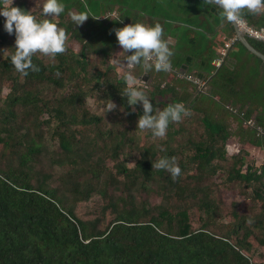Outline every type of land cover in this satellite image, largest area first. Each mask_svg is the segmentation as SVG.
<instances>
[{
    "label": "trees",
    "instance_id": "obj_1",
    "mask_svg": "<svg viewBox=\"0 0 264 264\" xmlns=\"http://www.w3.org/2000/svg\"><path fill=\"white\" fill-rule=\"evenodd\" d=\"M61 2L56 22L79 50L66 42L55 57L37 53L38 70L27 75L8 60L15 37L0 17V264H264V159L245 147L264 150V87L256 85L263 61L239 43L258 78L237 79V65L223 56L214 93L197 95L196 83L178 71L137 68L150 80L144 86L154 108L183 102L189 110L166 138H153L137 129L142 105L121 95L124 81L110 61L123 55L114 29L159 21L166 40L173 27H199L207 36L223 19L219 7L207 0ZM85 4L96 16L117 11L123 20L90 16L73 25L68 13ZM241 17L264 25L247 10ZM191 35L186 45L195 51L184 64L173 61L180 51L169 43L171 64L201 77L195 66L216 70L221 52ZM250 40L264 52L263 41ZM165 85L173 99H163ZM89 98L104 111H93ZM108 100L116 107L106 112ZM232 137L244 146L237 152ZM165 155L181 168L175 180L152 167ZM235 191L242 199L228 201Z\"/></svg>",
    "mask_w": 264,
    "mask_h": 264
},
{
    "label": "clouds",
    "instance_id": "obj_2",
    "mask_svg": "<svg viewBox=\"0 0 264 264\" xmlns=\"http://www.w3.org/2000/svg\"><path fill=\"white\" fill-rule=\"evenodd\" d=\"M214 2L220 14L228 22L239 21L244 10L257 14L264 9V0H209ZM39 7L38 19L32 9L25 10L14 6V0H0V17L4 18L3 29L10 35L14 34V49L8 54V60L15 71L27 75L28 70L37 71L33 64V56L37 53L55 57L63 53L66 48L68 34L66 29L58 26L56 18L65 10L61 0H36ZM34 7V8H36ZM73 25L83 24L90 16L93 18L106 17L113 21H122L117 11H109L100 16L94 15L85 4L84 11H70L68 13ZM50 17V18H49ZM163 26L157 21L154 24L133 22L123 27L115 28L117 43L121 47L122 56L110 58L113 65L120 69V77L124 81L121 95L126 97L129 106L141 104L143 113L137 120V129L150 130L153 138H166L169 124L179 122L182 116L188 115L189 110L183 102L169 103L166 107L153 106L146 86L140 84L136 69L144 73L150 71L167 72L171 68L173 49L163 37ZM4 50H0L2 53ZM163 86V85H162ZM116 105L108 100L106 112ZM152 167L168 172L173 180L181 175V168L175 157L161 156L152 161Z\"/></svg>",
    "mask_w": 264,
    "mask_h": 264
},
{
    "label": "crops",
    "instance_id": "obj_3",
    "mask_svg": "<svg viewBox=\"0 0 264 264\" xmlns=\"http://www.w3.org/2000/svg\"><path fill=\"white\" fill-rule=\"evenodd\" d=\"M24 2L26 0H23ZM32 4H35L36 6V0H29ZM42 2V0H41ZM15 3V2H14ZM35 14H37V18L40 16L39 15V7H36L35 8ZM37 12V13H36ZM255 15V19H261L264 18V9H261L259 13L257 14H254ZM50 18V17H49ZM58 18H56L57 20ZM223 22V24L221 25V23ZM209 24V23H208ZM219 25H221L219 27ZM172 33L170 32L168 35H167V41L169 43H171L172 45H177L176 49L179 50L180 52L177 53V57L175 58H172L173 61L174 59H178V57L180 58L179 62H182L183 64L185 63V57L189 54V53H193L194 51H190L189 47H187V42H186V38L191 35L193 38H195V40L199 43H202L203 46H207L208 44H213L214 48L220 53L222 51V49H226V53L228 51V49L231 47L232 43H234V39L236 37V32H235V28L232 24V22H228L226 21L224 18L220 21V23L218 24V26L209 32V34L207 36L204 35V33L199 30V27H196L194 30H189L188 28H184V27H173L172 29ZM224 39H230L231 40V45L226 48V47H223L224 46ZM183 41V43L181 42ZM200 45V44H199ZM201 46V45H200ZM223 47V48H221ZM199 48V47H196V49ZM199 50V49H198ZM248 50V49H247ZM249 51V50H248ZM250 52V51H249ZM263 52V51H262ZM251 53V52H250ZM253 54V53H252ZM228 58H231V60L233 62H235V64L231 67H235L237 65V71H236V76H237V79L238 78H241L242 81H248L249 83H253L254 80L256 78H258V76L260 75V72H259V67L257 64H253V63H248V59H250V55L248 52H245V50L243 49V47L241 45H239V43H236L233 45L231 51H230V54H229V57ZM244 59V62L243 63H240L239 60H242ZM237 61H239L238 63H236ZM172 65V64H171ZM212 65L213 64V61H212ZM173 66V65H172ZM170 68L173 69L174 71H178L179 72V75L180 77H186L187 76V73H188V66H183V65H178L177 68H174L172 67ZM222 66V65H221ZM220 67L219 70L217 71L214 70H210V71H207V66H199V65H196L195 66V70H200V71H203V75L201 77L199 76H196L198 78H200L202 81H204V84L199 86L198 84H195L196 87H197V94H207V93H210L213 91V86L220 83V80L222 79V75L221 76H217L219 71H220ZM263 67V64H261V68ZM194 71H192L193 73ZM195 73V72H194ZM225 72H223L224 74ZM188 78V77H187ZM261 81L260 80H257L256 82V85L260 84L261 82H263L262 84V87H264V77L261 76ZM189 79V78H188ZM259 81V82H258ZM150 82V80L148 79V76H144L143 78L140 79V84H143V85H148ZM194 82V81H192ZM261 85V84H260ZM166 87V85H165ZM167 91H166V95L163 97V99H173L174 98V94L172 92L171 89H169V86L166 87ZM180 91H178L179 93ZM214 93V91H213ZM246 109V108H245ZM237 144H240L239 142ZM241 145V144H240ZM230 146V145H229ZM231 147V146H230ZM251 147V148H249ZM232 148V147H231ZM247 149H249L251 151V156H256L258 157L260 160L264 159V150H262L261 148H259L258 146H246Z\"/></svg>",
    "mask_w": 264,
    "mask_h": 264
},
{
    "label": "rangeland",
    "instance_id": "obj_4",
    "mask_svg": "<svg viewBox=\"0 0 264 264\" xmlns=\"http://www.w3.org/2000/svg\"><path fill=\"white\" fill-rule=\"evenodd\" d=\"M14 2H15L16 5L23 7L25 10H31L33 8L32 11L35 13V10L36 9L34 7H36V6H35V4H32L29 0H26L25 2L23 0H14ZM67 43H69L70 45H73V46L77 47V49L79 48L78 47L79 45H77L73 41H68ZM118 71L120 72V69L119 68H118ZM260 84L262 86L263 82H261ZM87 102H88V105L91 107V109L93 111H97V112H103L104 111L103 105H97V104H95L92 98L87 99ZM48 141H49V143H53V142L50 141V139H48ZM237 143H238V139L235 138V137H232V140H230L229 145L232 147V148L230 147V149L232 151H234V152L235 151L237 152L238 150H240V148H243L244 147L242 144L240 145V144H237ZM51 146L54 147V144H51ZM249 148H251V147H249ZM133 163H134L133 160L132 161H129V164L130 165H132ZM226 197H227L228 201H230L231 199H234V200H240V199H242V195L238 191H235V193L233 195L226 194ZM153 200L159 202L160 198L159 197H155ZM89 205L90 206H94V203L92 202Z\"/></svg>",
    "mask_w": 264,
    "mask_h": 264
},
{
    "label": "built area",
    "instance_id": "obj_5",
    "mask_svg": "<svg viewBox=\"0 0 264 264\" xmlns=\"http://www.w3.org/2000/svg\"><path fill=\"white\" fill-rule=\"evenodd\" d=\"M239 28L247 34V36L250 39H255L258 41L264 42V25L263 26H254L250 24L246 19L241 18L239 21H237ZM231 45V40H227L225 43V47L228 48ZM226 54V49H222L221 51V57H217L213 60V64L217 67L222 65L223 62V56ZM189 79L194 81L199 86L204 84V81H202L200 78L196 77L193 74L187 75Z\"/></svg>",
    "mask_w": 264,
    "mask_h": 264
},
{
    "label": "water",
    "instance_id": "obj_6",
    "mask_svg": "<svg viewBox=\"0 0 264 264\" xmlns=\"http://www.w3.org/2000/svg\"><path fill=\"white\" fill-rule=\"evenodd\" d=\"M209 1V0H207ZM214 3V2H212ZM215 4V3H214ZM223 24V22L221 23V25ZM234 28H235V32H236V37L234 39V43H232L231 47L228 49L227 53L225 54V59L227 60L230 54V51L233 47L234 44L236 43H242L251 53H253L254 55H256L257 57H259L263 63H264V52H262L261 50H259L250 40V38L247 36V34L245 32H243L239 26L237 21L236 22H232ZM219 25V27L221 26ZM220 67V66H219ZM219 70V68L217 69V71Z\"/></svg>",
    "mask_w": 264,
    "mask_h": 264
}]
</instances>
